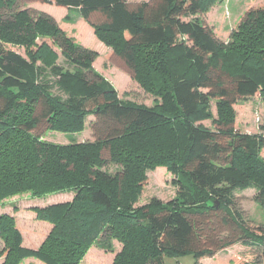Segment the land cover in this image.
<instances>
[{"label": "trees", "instance_id": "1", "mask_svg": "<svg viewBox=\"0 0 264 264\" xmlns=\"http://www.w3.org/2000/svg\"><path fill=\"white\" fill-rule=\"evenodd\" d=\"M37 1L87 22L101 16L95 34L157 100L147 106L120 99L90 66L96 52L75 43L51 16L0 13V202L22 193L73 194L30 208L50 224L36 248L22 244L12 214L0 213V264L26 257L78 264L91 245L113 251L114 239L121 249L111 264H164V255L186 252L200 264L239 242L257 248L264 262V226H247L234 202L235 191L253 188L264 208V137L239 131L233 110L256 92L264 97V0L226 42L197 18L216 0ZM14 3L0 0V7ZM87 114L91 141L58 144L36 133L44 124L79 131ZM107 162L117 165L114 172ZM158 166L175 176V196L134 207L146 171ZM214 217L236 235H217L209 227Z\"/></svg>", "mask_w": 264, "mask_h": 264}, {"label": "rangeland", "instance_id": "2", "mask_svg": "<svg viewBox=\"0 0 264 264\" xmlns=\"http://www.w3.org/2000/svg\"><path fill=\"white\" fill-rule=\"evenodd\" d=\"M126 1L130 6H133L138 1L148 0ZM262 1L216 0L197 18L212 30L214 37L218 41L226 42L230 32L236 28L246 12L260 6ZM19 9H26L33 16L39 13L51 16L55 24L64 29L68 35L74 37L75 43L95 51L96 55L90 61V66L106 76L105 78L115 88L120 99L147 106L153 105L157 100V97L146 92L140 86L133 78L132 73L130 74L117 66L119 62L117 54L95 34L93 23L99 22L101 16H94L87 22L67 8L64 9L53 4L41 3L37 0H15V3L10 8L0 7V13L3 16H7L10 12ZM66 16L70 20L65 19ZM11 48L23 54L22 47L12 46ZM54 48L59 54L57 62H62L63 57L60 51L55 46ZM215 105L214 100H211L209 112L213 116L217 115ZM233 110L234 124L239 131L264 137V97L259 92L247 97V99L235 102ZM92 120L93 115L87 114L83 119L81 130L71 131L72 133L49 129L46 128L45 124L36 133L40 134L41 139L58 144H68L70 140L75 142L91 141L90 123ZM202 123L205 126L212 127L209 119L202 120ZM101 155L104 159H108L106 150L101 151ZM259 156L264 160V147L260 149ZM116 166V164L111 162L105 164V168L111 172L115 171ZM174 177L171 172L162 166L147 170L143 190L133 206L138 207L145 204L150 197H155L163 202L172 199L177 189L175 181H173ZM234 193L235 206L245 219L246 225L251 228L264 226V208L255 201V190L247 188L237 190ZM71 194L72 191H59L40 197H33L29 193L14 195L0 202V213L12 214L15 218L16 227L22 235V244L29 248H36L39 245L38 241L46 234L50 225L45 221L36 219L35 213L30 208L32 206H44L55 202L67 201L70 199L69 196ZM209 227L213 228L216 234L220 236L236 235L234 230L220 222V218H212L209 222ZM112 242L114 250L111 252L91 245L78 264H111L115 253L121 249L119 241L114 239ZM37 262L40 261L32 257H26L20 264H38ZM193 262V255L187 252L163 256L164 264H193ZM199 262L200 264H264L257 248L240 242L220 250L212 256L203 257Z\"/></svg>", "mask_w": 264, "mask_h": 264}, {"label": "crops", "instance_id": "3", "mask_svg": "<svg viewBox=\"0 0 264 264\" xmlns=\"http://www.w3.org/2000/svg\"><path fill=\"white\" fill-rule=\"evenodd\" d=\"M63 8H64V7H63ZM64 9H66V8H64ZM117 66H118L119 68H121V69H123V70H125L126 72H128V73L131 74L130 71H128L126 68L123 67L122 62H121L120 59H119V62H118V64H117ZM100 74H102V73H100ZM102 75H103L104 77H106L104 74H102ZM72 195H73V194H71V195L69 196V198H71ZM49 225H50V224H49ZM49 228H50V226H49ZM49 228H48V229H49ZM47 232H48V231H47ZM47 232H46V234H47ZM46 234H44L43 237L38 241V244L43 240V238L45 237ZM38 244H37V245H38ZM37 245H36V246H37ZM36 246H35V247H36ZM31 260H32V259H31ZM33 261H34V260H33ZM34 263H35V262H34ZM37 263H38V262H37Z\"/></svg>", "mask_w": 264, "mask_h": 264}]
</instances>
